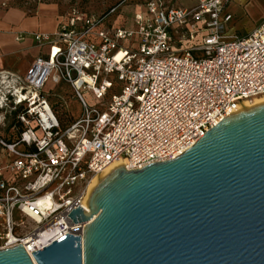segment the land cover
Returning a JSON list of instances; mask_svg holds the SVG:
<instances>
[{"label": "built area", "instance_id": "1", "mask_svg": "<svg viewBox=\"0 0 264 264\" xmlns=\"http://www.w3.org/2000/svg\"><path fill=\"white\" fill-rule=\"evenodd\" d=\"M231 1L239 0H120L103 15L72 7L55 31L18 35L48 52L22 78L0 73V250L21 245L33 261L31 252L63 235L82 236L88 222L68 214L87 211L94 177L113 164L129 171L176 158L264 98V16L228 36ZM125 2L136 7L131 25L108 27ZM48 81L68 85L81 107L65 126Z\"/></svg>", "mask_w": 264, "mask_h": 264}, {"label": "water", "instance_id": "2", "mask_svg": "<svg viewBox=\"0 0 264 264\" xmlns=\"http://www.w3.org/2000/svg\"><path fill=\"white\" fill-rule=\"evenodd\" d=\"M88 222L32 258L0 264H264V104L232 114L182 155L117 166L68 214Z\"/></svg>", "mask_w": 264, "mask_h": 264}, {"label": "rangeland", "instance_id": "3", "mask_svg": "<svg viewBox=\"0 0 264 264\" xmlns=\"http://www.w3.org/2000/svg\"><path fill=\"white\" fill-rule=\"evenodd\" d=\"M120 0H14L13 5L18 7H26L32 11L35 10L40 3H54L58 6L59 15L67 17L72 7L78 8L85 14L103 15L110 7L117 4ZM175 6L192 7L195 5V0H167ZM248 0L231 1L224 6L222 16L229 14L231 19L224 25V32L228 36L241 37L248 33L253 25L258 22L260 17L264 15V0H251V4L247 5ZM136 7L131 2H125L118 7L115 14L110 17L108 27L112 22L121 21L126 26L131 25L133 13ZM31 13V11L29 12ZM125 45L128 42L124 43ZM28 67V65L26 66ZM25 70L16 75H8V78L18 79L22 78ZM7 74V73H5ZM15 80L6 83L8 88L15 84ZM48 95V101L53 106L57 114L64 122L69 118L67 116L78 117L81 113V107L77 100L73 98V90L66 84H53L48 81L44 87ZM85 99L90 104L99 105L101 101H94L91 95H85ZM68 106V109L66 107Z\"/></svg>", "mask_w": 264, "mask_h": 264}, {"label": "crops", "instance_id": "4", "mask_svg": "<svg viewBox=\"0 0 264 264\" xmlns=\"http://www.w3.org/2000/svg\"><path fill=\"white\" fill-rule=\"evenodd\" d=\"M13 1L0 0V73L7 75H16L24 70L25 74L38 56H45L48 52L47 47H35L29 37L18 40V35L27 32H53L62 18L54 3H40L32 11L26 7L14 6ZM248 4H251V0H248ZM67 118L71 121L77 117L70 115Z\"/></svg>", "mask_w": 264, "mask_h": 264}, {"label": "bare ground", "instance_id": "5", "mask_svg": "<svg viewBox=\"0 0 264 264\" xmlns=\"http://www.w3.org/2000/svg\"><path fill=\"white\" fill-rule=\"evenodd\" d=\"M264 104V98H260L257 99L251 106H248L247 108H253L255 106H259ZM117 166H121V164H113L112 166H110L107 170H105L101 175L94 177L88 184L87 188H86V193L84 195V201H85V206L86 207V203L87 200L89 198V195L91 194V192L93 191V189L98 185V183L100 182L101 179H103L104 177H106L113 169H115Z\"/></svg>", "mask_w": 264, "mask_h": 264}, {"label": "trees", "instance_id": "6", "mask_svg": "<svg viewBox=\"0 0 264 264\" xmlns=\"http://www.w3.org/2000/svg\"><path fill=\"white\" fill-rule=\"evenodd\" d=\"M56 113H57V112H56ZM57 116H58V118L60 119V121H61V123H62L63 126H65L66 124L69 123V121L64 122L58 114H57Z\"/></svg>", "mask_w": 264, "mask_h": 264}]
</instances>
